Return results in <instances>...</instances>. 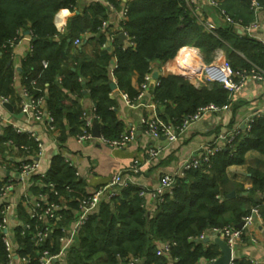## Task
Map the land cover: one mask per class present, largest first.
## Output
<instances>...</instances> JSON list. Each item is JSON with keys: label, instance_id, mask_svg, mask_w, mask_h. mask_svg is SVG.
<instances>
[{"label": "trees", "instance_id": "1", "mask_svg": "<svg viewBox=\"0 0 264 264\" xmlns=\"http://www.w3.org/2000/svg\"><path fill=\"white\" fill-rule=\"evenodd\" d=\"M100 1L92 0L79 11V0H0V52L19 30L33 35L32 50L16 70L8 62V56L1 54L0 95L13 97L15 71L21 76L22 84L35 80L54 118L61 143L75 135L81 124V109L75 101H68L69 95L87 96L93 102L100 136L114 140L123 133V126L116 117V101L111 97L109 71L113 62L116 64L112 72L115 84L130 99L137 94L130 86L132 72L138 74L140 83L150 66H160L173 59L184 46L197 48L206 63L211 62L213 52L220 49L232 69L251 65L264 67V45L224 23L217 25L214 33H207L181 0H131L122 27L135 46L124 48L115 38L110 49L102 48L107 35L97 28L107 19V12ZM106 1L116 5V0ZM257 1L264 4V0ZM249 2L223 0V7L233 20L247 24L252 18ZM60 10L72 15L62 33L53 22ZM87 33L86 43L91 42L96 47L93 56L72 55L73 41ZM43 61L47 63L45 68ZM32 92L35 96L40 94ZM228 97L229 93L218 84L195 88L176 75L160 77L154 89V100L157 106L163 107L158 117L174 124L205 104L224 105ZM250 151L264 156V118L255 119L247 135L235 137L232 149L217 151L210 159L209 168L202 165L177 178L171 193L163 197L153 213L140 206L139 187L128 183L118 197L101 201L97 212L89 216L76 244L66 254V264H117V256L128 254L144 258L143 264H167L166 259L154 254L153 240L176 243L170 252L176 264H198L202 259L215 258L219 254L216 245L204 248L201 243L188 239L208 227L238 224L252 206L260 204L264 172L257 167L247 169L251 180L249 189L226 175L228 167L243 165L245 154ZM74 172L57 154L42 181L43 184L53 183L57 191L65 194L70 209H74L77 200L85 194L84 185L75 178ZM65 186L70 187L69 193ZM231 192L235 193L234 198L227 197ZM65 214L67 218L72 216L68 211ZM21 241L29 252L32 248L28 236ZM3 260L0 241V262Z\"/></svg>", "mask_w": 264, "mask_h": 264}, {"label": "built area", "instance_id": "2", "mask_svg": "<svg viewBox=\"0 0 264 264\" xmlns=\"http://www.w3.org/2000/svg\"><path fill=\"white\" fill-rule=\"evenodd\" d=\"M130 1L116 0V5L106 0L100 1L106 9L107 19L102 20L97 30L106 33L109 43L113 42L119 34H123L124 48L135 46L122 27L127 20ZM181 2L207 33H214L218 26L204 14V8L212 10L213 15L222 23L233 26L240 34L247 35L258 30V17L264 12V4L257 0H250L249 10L252 18L250 22L243 24L241 20H233L229 16L223 7V0H181ZM56 30L59 33L62 32L59 28ZM32 36L30 31L19 30L16 37L1 47L0 59L1 54L5 53L9 63L15 62L16 46L26 40L28 43H26L24 59L32 50ZM79 43L80 39L73 41L74 46ZM260 44L264 45V42ZM102 46L105 47L104 44ZM182 50L180 57L179 53ZM187 54H192L193 58ZM41 64L43 68L47 66L44 61ZM175 65L180 75L191 81L195 87L218 84L229 93L230 99L233 94L241 90L246 80L264 83V67L251 65L250 68L232 69L226 58L221 55H216L211 62L206 63L202 60L200 53L192 47L181 49L177 53ZM13 68L16 70L18 67L13 66ZM115 68L116 64L113 62L110 68L111 76ZM152 74L153 67L150 66L138 84L137 94L133 99L122 94L129 106H135L143 99L152 83ZM17 77L21 80V76L15 71L12 79V87L15 90L13 98L0 95V108H5V104H11L13 108L12 113L7 110L8 113L4 114L0 111V241L4 250V260L0 264H66V254L76 244L89 216L97 212L101 201L118 197L128 183L133 184L131 176L139 172L141 164L138 160H134L127 168L126 176L117 172L110 177L106 185L86 190L85 194L77 200L76 207L70 209L66 204L65 194L57 191L53 183H42L46 179L47 172L41 171L40 163L47 147L41 139L40 132H44L51 139V143L56 144L63 161L74 169L75 178L79 180L77 166L62 150L64 146L58 143L59 131L54 118L45 106L44 96L37 88L36 81L30 80L28 85L21 82L19 89L16 90ZM158 85L159 80H155L154 86ZM32 91L40 92V94L35 96ZM12 99H14L13 102H11ZM153 100L152 98L151 101ZM228 108L229 103L224 105L208 103L198 107L192 114L183 117L179 123L175 124L170 121L163 122L152 109L150 113L148 112L149 114L141 118L140 122L147 136L153 139L164 138L168 143H173L205 116L222 113ZM258 118H264V113L251 115L245 120L241 129L218 135L213 144L202 148L200 157H191L182 162L176 173L163 174L153 189L147 190L135 184L139 187L137 196L141 201L140 206L146 210V198L154 199L156 205L161 203L163 197L171 193L175 180L183 177L187 171L198 169L202 165L209 168L210 159L214 154L223 148L232 149L234 138L247 135L251 129V123ZM80 119L78 132L73 136L78 144L98 142L112 148L124 149L135 138L133 127L114 140H107L102 136L94 138L92 127L95 123L98 124L94 108L90 111L81 110ZM59 145H61L60 148ZM158 151V147L150 148L149 158L155 159ZM65 191L69 193L70 187L65 186ZM260 197V204L252 206L249 213L241 217V228H237L236 224L208 227L196 237L188 239L190 242L201 243L204 248L214 245L217 247L218 256L210 260L202 259L198 264H214L221 257V251L215 239L222 240L230 249L228 264H264V259L249 255L238 256L235 250L238 247L251 246L260 253H264V241L256 236L257 231L264 234V191ZM67 211L72 215L70 218H67L65 214ZM26 236L32 248L29 252L26 250L24 241H21ZM175 245L174 241H152L154 254L166 259L167 264H176V259L170 256ZM20 251L23 254H20ZM143 262L144 258L130 254L117 256V264H143Z\"/></svg>", "mask_w": 264, "mask_h": 264}, {"label": "crops", "instance_id": "3", "mask_svg": "<svg viewBox=\"0 0 264 264\" xmlns=\"http://www.w3.org/2000/svg\"><path fill=\"white\" fill-rule=\"evenodd\" d=\"M90 3H92V0H79L78 10L81 11L85 7H88ZM203 12H205L204 14L217 25L223 24L220 19L213 15L212 10L209 8H204ZM71 16V13L67 10L58 11L53 19L55 28H59L64 32L67 20ZM258 21V30L249 36L261 43L264 42V12L260 13ZM87 37L88 33L80 36V43L70 49L72 55L78 57L93 56L96 47H94V44L91 42L86 43ZM26 43L28 42L24 40L16 46L17 57L16 61L11 63L12 67L20 66L26 54ZM103 44L105 47L102 48L110 49L112 42L109 43L106 40ZM184 48L190 47H181L177 53ZM192 48L198 51L197 48ZM182 53L183 50L179 55ZM216 55L225 57L224 52L220 49H216L213 52V59ZM175 57L160 66L156 64L153 65L152 83H150L149 89L143 99L135 106H129L124 101L122 97L124 93L118 90L113 75H110L111 83L115 84V89L112 90L111 97L116 101L117 107L115 110L117 120L122 124L123 132L130 127L135 129V138L126 148H112L98 142L78 144L73 138L74 135L69 136L64 143L58 142L64 146L62 150L65 151L69 159L76 164L77 172L79 173L78 179L81 180L84 185L83 191L106 185L110 177L117 172H121L126 176V170L134 160L140 162L141 169L138 173L131 176L133 184L145 187L147 190L153 189L163 174L176 173L182 162L191 157H200L202 148L213 144L218 135L241 129L245 120L251 115L254 113H264V83L246 80L239 92L233 94L231 99L228 97L227 103H229V108L227 111L205 116L189 128L187 132L179 136L175 142L168 143L164 138L153 139L147 136L140 122L141 118L149 114L152 109H154L157 117L159 113L163 112L162 106H157L155 100L151 101L152 98L154 99L155 80H159L160 77H165L167 75H176L187 80L189 84L195 87L191 81L180 75V72L176 69ZM20 83L21 80L17 77L15 81L16 90L19 89ZM138 84V74L132 72L130 75V86L136 92ZM13 101L14 99H12L11 102ZM68 101H75L74 103L77 108L79 107L81 110L90 111L94 108L93 102L87 96L78 97L77 95H69ZM0 111L4 114L8 113L5 108H0ZM40 134L41 139L47 147L46 153L42 157L40 163L41 171L47 172L52 158L60 154V151L59 149L57 150L58 147L56 144L51 143V139H49L44 132H40ZM61 145H59V148ZM152 147H158L159 149L158 156L155 159H150L148 156V150ZM255 167L264 172V156L259 155L257 152L250 151L245 154V163L241 166L228 167L226 169V175L229 180L241 184L244 189H249L251 180L247 169ZM259 200H261V197H259ZM145 204L146 211L152 213L155 211L156 202L154 199L146 198ZM256 236L264 241V234H262L261 231H257ZM235 250L238 256L244 257L249 255L264 259V253H260L256 248L251 246L238 247Z\"/></svg>", "mask_w": 264, "mask_h": 264}, {"label": "water", "instance_id": "4", "mask_svg": "<svg viewBox=\"0 0 264 264\" xmlns=\"http://www.w3.org/2000/svg\"><path fill=\"white\" fill-rule=\"evenodd\" d=\"M117 39L119 41L120 44L123 43V41L125 40V36L123 34H119L117 36ZM110 88L111 90L115 89V84L110 83ZM5 108L12 113L13 112V108L11 104H5ZM19 116V115H18ZM92 135L94 138H99L100 137V132H99V124L95 123L92 127ZM235 196L234 192H231L227 195L228 198H232ZM237 228H241L242 227V223H238L236 224ZM215 243L217 244V246L220 248L221 251V257L214 263V264H228L229 259H230V249L225 246L224 242L220 239H215Z\"/></svg>", "mask_w": 264, "mask_h": 264}, {"label": "bare ground", "instance_id": "5", "mask_svg": "<svg viewBox=\"0 0 264 264\" xmlns=\"http://www.w3.org/2000/svg\"><path fill=\"white\" fill-rule=\"evenodd\" d=\"M187 55H189L191 58H193L192 54L191 55L190 54H187ZM180 57H181V54H180ZM180 57H179V59H180Z\"/></svg>", "mask_w": 264, "mask_h": 264}]
</instances>
